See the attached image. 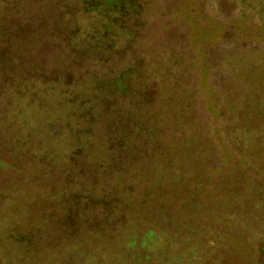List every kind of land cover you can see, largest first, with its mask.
<instances>
[{"label":"rangeland","instance_id":"obj_1","mask_svg":"<svg viewBox=\"0 0 264 264\" xmlns=\"http://www.w3.org/2000/svg\"><path fill=\"white\" fill-rule=\"evenodd\" d=\"M22 6L29 20L42 16L45 24L24 56L29 73L40 67L56 73L69 68L77 81L73 91L86 101L79 107L93 117L101 112L106 129L86 134L91 125H74L68 135L73 141L64 132L59 141L31 151L12 144L0 131V235L24 217L33 224L27 235L30 249L42 252L48 240L60 238L52 230L55 225L76 221L84 208L89 220L90 206L101 196H113L122 204L119 233L98 226L95 233L78 235L88 252L81 264H126L116 253L103 251L100 242L108 237L120 246L132 212L135 221H148L137 201L153 199L158 228L149 242L151 253L166 252L171 264H179L202 246L197 264H264V0H146L132 37L103 20L93 34L100 47L119 49L113 71L83 70L78 67L87 65L83 56L66 57L65 50H58L56 40L46 36L49 0H25ZM89 27L78 16L68 44L82 43L93 32ZM103 27L120 37L109 43L100 34ZM169 52L178 58L177 79L189 100L183 111L188 120L180 127L168 96L155 91L153 78L163 70L156 64L164 63ZM40 82L30 86L28 95L10 97V109L20 112L17 121L37 137L41 115L27 105L43 106L41 112L50 119L51 108L66 98L54 83ZM107 88L112 93L104 92ZM4 110L7 115L8 105ZM114 115L119 120L111 123ZM193 131L205 146L209 139L218 141L210 156L198 154L211 164L202 167L195 153L185 159L166 149L173 137ZM70 140L86 150L80 167L103 186H90L81 175L69 173L74 185L61 187L56 173L67 166ZM222 149L230 155L226 160L220 158ZM197 176L205 186L200 192L186 182ZM51 206L57 212H50ZM42 257L48 258V252ZM15 262L13 256L0 257V264Z\"/></svg>","mask_w":264,"mask_h":264},{"label":"trees","instance_id":"obj_2","mask_svg":"<svg viewBox=\"0 0 264 264\" xmlns=\"http://www.w3.org/2000/svg\"><path fill=\"white\" fill-rule=\"evenodd\" d=\"M24 1L0 0V113L6 115L7 112L4 110V107L5 105L9 107V113L5 117H0V131L8 136L12 144L19 145L25 151H31L32 149L41 147L44 143L59 141L64 132L68 136L70 128L74 125H91L92 129L86 132V134L90 132L93 134L99 127L105 130L106 125L104 126V123L101 122L103 120L101 112L98 116L93 117L89 110L79 107V105L83 106L86 101L80 99L73 91L72 87L77 81L69 68L58 72L59 74L53 70L45 71L42 67L29 73L30 69L26 67L24 56L30 53L28 46L32 42V39L36 36L40 37L39 30L45 24L42 23V16H36V22L27 18L22 6ZM145 1L49 0L50 8L46 11V17H49L46 24V30H48L46 36L56 40H54L55 46L60 52L65 50L67 52L65 54L66 57L67 55H75L81 58L83 56L87 61V65H79V68L83 70H95L100 67H106L110 71H113V69H116L119 57L121 56L119 49L112 50L111 47H100L95 42L93 33L100 27L101 22L107 19L115 23L120 31L128 33L130 37L136 35L137 17L142 14L144 15L146 12L143 8ZM78 16L84 18L89 23V28L93 32L88 34L84 41L82 43L79 42L78 45L68 44V39L71 38V33L73 32V22L77 20ZM231 25L234 24L231 23ZM236 25L239 26L238 24ZM50 27L52 28L51 31ZM100 34L109 43L117 39L118 36L120 37V35L112 33L106 27L101 29ZM178 64L179 61L176 55L169 52L168 58H166L164 63L159 62L156 64L158 69L162 67L163 70L159 74L156 73V76L154 74L153 78L155 91L168 96L167 100L171 102L172 110L174 111L172 112L175 114V124L177 127H180V123L188 120V113H183V111L185 112L184 107L188 108L189 100L187 95L184 94L185 87L181 88L177 79L176 65L178 66ZM39 81H41L40 85L44 84L45 86L54 83L58 88L57 91L66 95L64 102H57L51 108L50 111L54 116L50 119L47 116L49 113L41 112L43 106L34 103L27 105L30 111L41 115V118H38L36 121V126L41 137L34 136L31 131L23 127L21 122L17 121V116L20 114L18 109H10L11 95L24 97V95H28L30 86L36 82L39 83ZM50 90L52 89L50 88ZM104 92L112 93V89L107 88ZM42 115L48 118L46 117V120H44ZM118 120L114 118L111 120V123ZM108 128L110 130L111 126L108 125ZM68 137L72 141L74 140L71 135ZM71 140L67 142L70 148V153L66 159L67 166L60 167L56 173L61 187L74 185L75 182H71L67 177L69 173L81 175L82 178L87 179L85 183L90 186H103L102 181L91 178L92 174L88 169L80 167L79 162L84 160L86 150H79L78 147L72 144ZM203 142L193 131L192 134L187 133L183 138L173 137L166 149L171 153V156L175 157L178 154H182L185 156V159L190 153H195L196 157H199L198 154L210 156L211 151L218 146V141L209 139L206 141V146ZM107 144L105 143L104 147L106 150H109ZM220 154V158L224 160L230 157L229 153L224 149L220 150ZM199 161L202 167L204 164H211V161L208 159L199 157ZM239 161L244 162L243 160ZM244 164L249 167L247 163L244 162ZM186 182H189L193 187L198 186L199 192L202 188H205L202 179L198 176ZM101 197L102 199L98 202L91 203L92 206L90 207H94V209L93 213L89 216V220H87V209L84 208L79 219H76V221H67L55 225L52 230L59 232L60 238L57 239L58 235H55L53 239L48 240L42 252H40L41 250L33 251L30 249L31 241L27 235L29 233L28 229L33 224L28 219L21 217L18 225L8 226L3 235H0V257L13 256L16 258L14 264H81L82 256L88 254V252L82 249V242L78 235L82 234L83 231L95 233L98 231V226H104L108 231L119 233L122 225L120 220L121 202L113 196L105 195ZM65 202L67 201H64L63 205H60V208L62 206V208H65ZM137 202L143 206V212L148 213V221H135V214L132 212L131 216H133V220L130 222V228L128 231L123 230L121 232V241L123 243L118 246L112 244L110 238L104 237L100 242V246L103 251L114 252L123 261L127 260L126 264H153V260H156L159 264H171L172 259L166 255V252L151 253L149 249V242L154 235V231L158 228L154 214V200L149 199L142 204H140V200ZM53 208V206L50 207V212L58 210V208ZM65 217H68V215ZM108 217H113L114 221L108 222ZM201 249L202 246L197 247L193 253L188 255L185 263L179 264H197L201 256ZM44 252H48V258L42 257ZM92 254H94V251L89 252V255Z\"/></svg>","mask_w":264,"mask_h":264}]
</instances>
